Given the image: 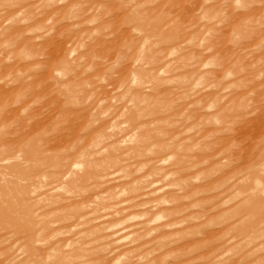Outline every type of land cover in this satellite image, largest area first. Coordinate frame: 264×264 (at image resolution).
Here are the masks:
<instances>
[{
	"label": "rangeland",
	"instance_id": "obj_1",
	"mask_svg": "<svg viewBox=\"0 0 264 264\" xmlns=\"http://www.w3.org/2000/svg\"><path fill=\"white\" fill-rule=\"evenodd\" d=\"M262 112L264 0H0V264H264Z\"/></svg>",
	"mask_w": 264,
	"mask_h": 264
},
{
	"label": "bare ground",
	"instance_id": "obj_2",
	"mask_svg": "<svg viewBox=\"0 0 264 264\" xmlns=\"http://www.w3.org/2000/svg\"><path fill=\"white\" fill-rule=\"evenodd\" d=\"M243 46V45H242ZM241 48V47H240ZM239 70H240V68H239ZM244 72V71H243ZM245 74V73H244ZM247 74V73H246ZM252 73H248V75H251ZM250 78V77H249ZM245 80H247V79H245ZM253 93H254V89H253V91H252ZM238 94V95H237ZM235 93L234 94V96L235 95H237L238 97H240V92L239 93ZM256 95H258L259 96V94H261V93H255ZM211 94H209V96H210ZM233 96V95H232ZM232 96H230L229 98H230V101H233V100H231L232 99ZM236 96V97H237ZM213 97H216V96H213ZM235 97V98H236ZM237 97V98H238ZM209 98V97H208ZM227 100V99H226ZM235 102V101H234ZM211 104V103H210ZM257 107V106H256ZM259 110V109H258ZM262 111V110H261ZM260 114H262L261 116H258L257 115V117H255L254 119H251V120H247L246 118H244V117H238L239 119H236V120H232V119H227V118H223L221 121H220V123L221 124H228V125H230V127L232 126V128L233 129H237V134H235L234 136H232L231 138L230 137H222V138H216L214 141H212V142H209V143H207V144H205L204 145V149L205 150H207V151H212V153H222L224 156V158L227 156V157H232V156H236V157H238V158H243V156L245 155V153H247L248 151H247V149L248 148H244V147H240V145H239V141H238V139L241 137V135L243 136H245V134H244V132H246V130H248L247 128H248V125L249 126H252V128H254L253 126H259V124L260 125H262V127L264 128V113L262 112V113H260ZM198 115H196V117H197ZM255 116V115H254ZM195 117V118H196ZM224 125V126H225ZM237 126L238 127H240V128H237ZM250 130H251V127L249 128ZM257 129V130H256ZM258 127H256L255 129H252V133L251 134H253V130H255L254 132H256V133H254V134H257V131H258ZM235 132V131H234ZM235 132V133H236ZM242 132V133H241ZM247 132H249V130L247 131ZM246 132V133H247ZM251 132V131H250ZM258 133H259V131H258ZM240 134V135H239ZM253 134V136H255ZM237 135L239 136V137H237ZM236 136V137H235ZM251 136V135H250ZM252 136V137H253ZM213 138H215V137H213ZM246 139V138H245ZM252 139V138H251ZM211 140H212V138H211ZM3 142V141H2ZM1 141H0V145H1V147H3V146H5L6 148H7V145L8 144H6V143H2ZM256 146H255V150H256V160H258L259 162H260V166L264 169V131L263 132H261V135L259 136V138H257V140H256ZM4 147V148H5ZM211 153V154H212ZM200 155V154H199ZM199 155H195L196 157L197 156H199ZM201 155H203V154H201ZM209 155V154H208ZM204 156H206V155H204ZM242 160V159H241ZM198 161V160H197ZM204 164V163H203ZM229 171V170H228ZM216 179V178H215ZM212 181V180H211ZM214 181V180H213ZM207 184V183H206ZM23 204V203H22ZM17 205V204H16ZM264 209V208H263ZM260 212H262V211H260ZM261 214V213H260ZM257 215V214H256ZM10 227V230H15L16 228H15V226H13V225H10L9 226ZM29 237H33V234H30L29 233Z\"/></svg>",
	"mask_w": 264,
	"mask_h": 264
}]
</instances>
